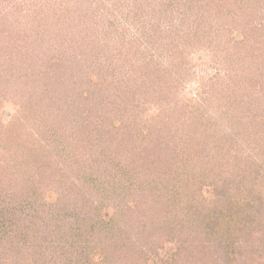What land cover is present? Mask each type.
Returning a JSON list of instances; mask_svg holds the SVG:
<instances>
[{
  "label": "trees",
  "instance_id": "16d2710c",
  "mask_svg": "<svg viewBox=\"0 0 264 264\" xmlns=\"http://www.w3.org/2000/svg\"><path fill=\"white\" fill-rule=\"evenodd\" d=\"M64 4L0 11V108L17 104L0 123V264H264V0ZM201 50L219 58L212 88L225 94L199 122L180 96ZM199 128L233 155L204 141L192 153ZM220 158L232 183L210 200L177 188ZM45 172L67 184L51 201Z\"/></svg>",
  "mask_w": 264,
  "mask_h": 264
},
{
  "label": "rangeland",
  "instance_id": "374dc122",
  "mask_svg": "<svg viewBox=\"0 0 264 264\" xmlns=\"http://www.w3.org/2000/svg\"><path fill=\"white\" fill-rule=\"evenodd\" d=\"M13 1L12 0H0V11L1 10H4V11L9 10L10 5L8 6L7 9H5L2 7V4L5 5V4L13 2ZM49 1H51V0H49ZM60 1L66 2V0H55L56 4L58 6L61 5L60 8L63 9V6L65 7V4H64V2L59 3ZM62 12L63 11L59 10L58 16H60V15L62 16L63 15ZM58 27H55L54 32L52 31V34H53L52 36L55 35V32L57 31ZM92 33H94V31L88 30V34H92ZM88 43H90V40L88 41ZM14 44H16V43L14 42ZM190 59H191L192 65L194 66V69H195V75L193 76V78L191 80H189V82H187L184 85V88L181 91L180 98L183 99V101H185L184 104H186L185 107L187 109V113H188L189 109H193V115L198 114L199 122H200V115L202 114V117L205 115L204 113H202L203 111L206 112L209 109V111H211V112L216 111V113L218 114V111L220 112V110L224 109L222 106V103H223L222 97L224 96L225 91H222V92H219L216 94L213 93L214 88H212L213 82L211 80V77H213V75H215L219 69L222 70L223 72H225V69L222 67L219 58L217 56H213L211 53H209L206 50H201L199 52L193 53ZM5 68H7V67H5ZM183 101L180 102L181 105H182ZM199 106L201 108H199ZM16 112H17V104H15L14 101L7 99V97H5L3 100L2 107L0 108V123L3 125H8V127H9V124L11 125L12 117ZM151 112L156 113V110L152 109ZM183 116L185 119L188 118L187 115L183 114ZM16 125H17V123H15V126ZM226 130H228V127L226 128ZM6 131H7V129L4 130L3 134H5ZM48 132L51 133V130ZM196 133H197V137H202V139L199 138L200 141L195 142L196 145L193 147L195 150L191 151L192 153L199 154V152H197V151H200V149H198V147L202 148V142L203 141H204V144H209V146H207V147L209 148V152H211L210 154H215L216 150L220 151L223 148H224V150L222 151L221 154H223V152L227 149H229V150L226 154L233 155V153L235 152L236 146L235 145L231 146V144H229L230 141H228V143L225 144V147L222 148L221 147L222 145H220L221 142H226V141L221 140L219 135L217 136V138H216V136L213 138L212 134H210L209 129L199 128L196 131ZM188 145H190V144H188ZM3 149L4 148L1 147V145H0V155L3 151ZM206 153H203V155L207 156ZM198 156H196V158ZM214 156H216V154ZM199 158H202V157H199ZM209 158H210V156L205 157V159H209ZM226 158H230V157H226ZM217 160L218 161L216 163L213 162V164H209L210 162L209 163L206 162L207 160L204 163H202V162H200L201 161L200 159L198 162L197 161L194 162V165L192 166V170H194L196 172V173H194V171H193L195 178L194 179L192 178L191 179L192 182H189V184H187L188 181H186V180L182 181V178H180V185L177 186V188L178 187H179V189H180V187L187 188L193 194L195 193L194 195L197 196L196 197L197 200L202 201L203 197H205L207 200H210L212 197L213 188L216 189V186H218V185L224 186V185L229 184V182H228L229 178L227 177V175H229L230 172H227L225 169L227 167V165H226L227 163L225 164L226 161L223 159H222V161H220L221 158L217 159ZM47 162L49 163V160H47ZM36 167H37V165H35V168ZM47 169H50V167ZM221 169H223L222 171H224L223 172L224 174H220L221 172L220 173L218 172V170H221ZM47 171L48 170H46V172ZM46 172L43 174L44 175L43 181L44 180L46 181V183L44 182V189H46V191H48L46 193L47 200L51 201L52 199H56L58 197L59 193L61 192L60 190H62V189L64 190V187L67 184L58 182V184L56 186L52 185L51 181L55 176L53 175L52 179H51V177L48 178L47 176H49V175ZM76 173H78V171H75V174ZM75 177L76 176L74 175L75 183L77 182L78 184H80V182H78V178H75ZM39 179L42 181L41 178H39ZM46 179H48V180H46ZM201 185H202V189L198 190L199 189L198 187ZM58 191H60V192H58ZM215 197L216 196H214L213 198L215 199ZM150 209H151L150 205L149 206H141L140 205L139 209L134 210L135 213L132 210L131 216H133V218L129 215L128 210H125L124 216L126 218L131 217L129 219V220H131V223L128 221V219L124 218L125 221H123V222L126 224L124 226L126 228H128V227H130V225L139 224L140 222H139V219H137V218H139L140 212L141 211H147ZM110 211H113V208H111ZM134 214H136L137 216ZM152 214L155 216V219H158V217L160 219V217H162V216H160L162 213L157 208L153 210ZM92 237H94V236H90L89 240L81 242L80 245L89 242L92 239ZM135 237H136V235L132 234V235H130V237L128 236L127 240H130V239L135 238ZM141 237L142 236L140 235V238ZM156 238H157V236L152 237V239H154V240H156ZM85 240H86V236H85ZM260 244H261V246H260L261 248L259 249V251L257 253H264V242H263V240H261ZM167 249H169V247H167ZM138 253H141V252H138ZM44 254H46V253L39 254L40 258L45 257ZM52 254L53 253H48V255H51V256H52ZM86 255L90 256L91 253L86 252ZM59 256L61 257V254ZM52 257L54 258L53 262L54 261L56 263L59 262V259L57 256H52ZM60 260H64V257H62Z\"/></svg>",
  "mask_w": 264,
  "mask_h": 264
}]
</instances>
